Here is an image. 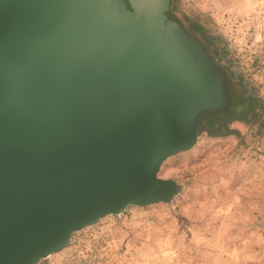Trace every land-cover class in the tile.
Returning a JSON list of instances; mask_svg holds the SVG:
<instances>
[{
	"label": "water",
	"instance_id": "water-1",
	"mask_svg": "<svg viewBox=\"0 0 264 264\" xmlns=\"http://www.w3.org/2000/svg\"><path fill=\"white\" fill-rule=\"evenodd\" d=\"M170 2L0 0V264L181 192L160 166L231 88Z\"/></svg>",
	"mask_w": 264,
	"mask_h": 264
},
{
	"label": "rangeland",
	"instance_id": "rangeland-1",
	"mask_svg": "<svg viewBox=\"0 0 264 264\" xmlns=\"http://www.w3.org/2000/svg\"><path fill=\"white\" fill-rule=\"evenodd\" d=\"M171 5V4H170ZM173 15L233 79L264 97V0H174ZM197 23L198 28L189 25ZM264 116L240 132L203 131L158 175L181 192L171 204L128 206L71 236L37 264H264Z\"/></svg>",
	"mask_w": 264,
	"mask_h": 264
},
{
	"label": "trees",
	"instance_id": "trees-1",
	"mask_svg": "<svg viewBox=\"0 0 264 264\" xmlns=\"http://www.w3.org/2000/svg\"><path fill=\"white\" fill-rule=\"evenodd\" d=\"M169 14L177 21L178 18L173 15L172 9L175 7L174 0L170 2ZM192 29L198 28L197 23L189 25ZM230 78L232 79L234 89L229 92V102L226 108L204 114L200 120L205 125L204 131L210 137H224L228 135H235L240 138V143L244 141L240 132L231 128L229 124L233 121H239L253 126L259 123L264 116V97L252 94L242 84L241 81H235L234 75L229 71ZM264 127V122L259 127L261 131Z\"/></svg>",
	"mask_w": 264,
	"mask_h": 264
}]
</instances>
